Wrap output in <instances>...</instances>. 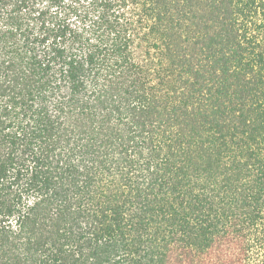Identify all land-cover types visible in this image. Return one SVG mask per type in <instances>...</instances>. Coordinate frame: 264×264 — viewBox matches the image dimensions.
Here are the masks:
<instances>
[{"label": "trees", "instance_id": "16d2710c", "mask_svg": "<svg viewBox=\"0 0 264 264\" xmlns=\"http://www.w3.org/2000/svg\"><path fill=\"white\" fill-rule=\"evenodd\" d=\"M0 264H264V0H0Z\"/></svg>", "mask_w": 264, "mask_h": 264}]
</instances>
